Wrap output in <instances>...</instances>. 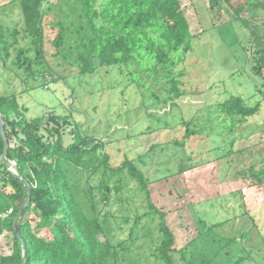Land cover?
Wrapping results in <instances>:
<instances>
[{
  "label": "trees",
  "instance_id": "obj_1",
  "mask_svg": "<svg viewBox=\"0 0 264 264\" xmlns=\"http://www.w3.org/2000/svg\"><path fill=\"white\" fill-rule=\"evenodd\" d=\"M72 1L74 4H68L69 18L54 21V30L50 28L49 33L47 17L51 0H17L22 27H18L19 22L4 25L0 17V70H14L29 84L38 77L44 79L56 73L51 59L59 58L68 61L76 76L93 75L100 67H117L128 81L122 93H126L127 86L137 89L155 86L167 96L165 101L176 104L187 95L183 88L185 73L180 66L187 54L194 51L196 35L191 31L181 0ZM225 1L240 18L250 7L253 11L264 9V0ZM243 2L248 8L241 12L239 4ZM252 51L254 72L262 79L258 90H262L264 31H255ZM215 110L212 120L227 125L222 127L230 130L232 150L241 152L244 158L246 150L235 147L245 137L244 131L252 127L249 119L260 113L261 101L251 106L242 96L230 93L216 103ZM28 111V107L20 104L16 92H2L0 87V120L1 117L4 120L10 144L4 163L1 156L5 143L0 133V241L9 234L13 239L12 251L0 255V264H177L176 253L187 264L191 263L188 256L198 253L196 247L191 251L192 246L217 224L177 250L176 235L165 214L151 201L149 179L126 151L118 148L123 152L118 162L119 151L114 154L108 151L110 141L89 134L85 122L77 119L73 111L53 113L47 123L45 116L29 117ZM193 121L192 116L182 120L187 128L186 138L198 132L190 127ZM68 127L72 128L69 138ZM127 139L126 142H131L132 136L128 135ZM171 142L184 144L176 139ZM154 146L137 159L145 163ZM252 155L258 156L256 162L241 175L254 184H263V157L260 152ZM211 158L219 160L213 156L204 159ZM191 159L189 156L186 161L192 162ZM13 163L16 173L10 170ZM112 177L116 180L110 184ZM22 178L31 185V201L18 221L20 234H17L14 218L29 197ZM132 181L136 183L133 190L140 191V197L149 204L148 210L141 214L134 212L133 218L125 216V223L131 224L129 236L116 241L108 234L112 230L111 215L101 213L100 205L109 203L113 191L123 192ZM248 214L255 220L253 212ZM155 216L158 218L155 228L147 227ZM142 221L144 226L147 224L143 235L150 240L147 244L150 252L145 256L140 251L133 255L131 251L135 247L144 248L145 242L137 244L144 228H138ZM121 227L119 223L117 228ZM101 235L106 236L104 240ZM244 260L240 257L237 264Z\"/></svg>",
  "mask_w": 264,
  "mask_h": 264
},
{
  "label": "rangeland",
  "instance_id": "obj_2",
  "mask_svg": "<svg viewBox=\"0 0 264 264\" xmlns=\"http://www.w3.org/2000/svg\"><path fill=\"white\" fill-rule=\"evenodd\" d=\"M181 3L196 37L194 51L187 54L180 66L185 73L183 88L187 95L178 104L165 101L167 96L155 86L151 89L127 86L126 93H122L127 76L115 66L100 67L93 75L76 76L68 61L59 58L51 59L56 73L44 79L38 77L29 84L16 71L1 68V91L16 92L20 104L28 107V116H45L44 123L53 113L73 111L77 119L85 122L89 134L110 141L108 151L113 154L119 151L118 162L123 153L118 148L126 151L149 179L151 201L165 214L176 235L177 250L217 224L192 246L191 251L196 247L198 253L188 256L189 264H207L209 260L210 264H237L240 257L245 260L239 264H264V183L254 184L241 175L256 162L258 156L253 153L260 152L264 161V87L258 90L262 79L254 72L252 51L255 31H264V9L253 11L243 2L239 4L241 12L246 8L248 11L240 18L225 0H181ZM68 4L74 2L51 0L49 33L54 21L69 18ZM0 17L4 25L19 22L18 27H22L17 0H0ZM53 79L58 82H50ZM230 93L242 96L251 106L261 101L260 113L249 119L252 127L244 131L245 137L235 147L246 150L244 158L241 152L232 150L230 130L222 127L227 125L212 120L216 103ZM190 116L195 118L190 127L198 132L186 138L187 128L182 120ZM202 128L207 130L199 131ZM71 131L68 127L67 138ZM128 135L132 136L131 142H126ZM174 139L184 144L176 145L171 142ZM14 142L12 139V146ZM154 144L145 163L140 162L137 156ZM189 156L190 163L186 161ZM208 156L219 160L204 159ZM181 164L189 167L182 169ZM115 180L112 177L110 184ZM135 187L132 181L123 192L113 191L109 203L100 205L101 213L111 215L112 230L108 234L116 241L129 236L131 224L125 223V216L133 218L134 212L141 214L148 210L149 204L140 197V191L133 190ZM248 212L255 214V220ZM143 221L139 229L144 226ZM157 223L155 216L146 225L155 228ZM145 226L137 244L146 245L135 247L133 255L140 251L145 256L150 252L147 247L150 240L143 235ZM100 237L104 240L106 236ZM12 241L11 234L2 237L0 255L12 251ZM175 256L177 264H187L179 253Z\"/></svg>",
  "mask_w": 264,
  "mask_h": 264
},
{
  "label": "water",
  "instance_id": "obj_3",
  "mask_svg": "<svg viewBox=\"0 0 264 264\" xmlns=\"http://www.w3.org/2000/svg\"><path fill=\"white\" fill-rule=\"evenodd\" d=\"M0 116H2V115L0 114ZM0 133L3 136L4 143H5L4 151L2 153L1 158H2V162L7 163L6 154H7V151H8V148H9L10 144H9V141H8V137L6 135V130H5V126H4V120L2 119V117H1V120H0ZM10 170L13 173H16V170L13 168V166H10ZM22 180L28 186V195H29V197H28L27 201L25 202V204L20 208L18 214L14 218V227H15V230H16L17 234H20V227H19L18 221L23 216L27 206L29 205V203L31 201V185L24 178H22ZM25 264H27V263L25 262Z\"/></svg>",
  "mask_w": 264,
  "mask_h": 264
}]
</instances>
